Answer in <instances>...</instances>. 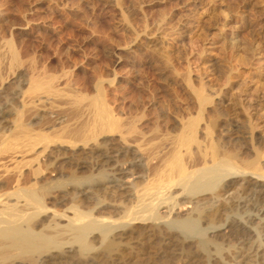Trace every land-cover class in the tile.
I'll use <instances>...</instances> for the list:
<instances>
[{
    "label": "rangeland",
    "instance_id": "rangeland-1",
    "mask_svg": "<svg viewBox=\"0 0 264 264\" xmlns=\"http://www.w3.org/2000/svg\"><path fill=\"white\" fill-rule=\"evenodd\" d=\"M0 44L1 55L9 56V52L15 47L13 52L15 51L23 64L16 69L17 71L15 70L16 72L5 68L6 61L3 63L6 66L0 65V73H4L0 75V96L6 97L2 101L8 105L7 109L17 113L18 109L22 110V103L30 104V101L22 96L17 97L19 100L9 98V94L12 96L15 90H19L10 84L19 70L21 71L19 73H24L25 79H29L28 76L35 77L37 73L36 76L40 75L41 78L46 77L44 73L49 74L47 78L52 75L50 78L52 87L56 86L53 90L62 93L57 98L60 97L58 102L62 98L63 104L62 102L58 104L56 98H51L52 95L48 96L52 100L43 94L32 100L36 104L39 103L38 107L41 105L40 108L35 107L37 108L35 112L38 113L39 109L42 116L51 118V127L54 123L52 128L43 130V134L52 135V131L59 130L65 125L76 126L74 119L76 116L72 114V117L69 113L72 110L68 109V107L72 108L71 102L80 101L81 105H86L97 96L99 88L102 94L99 93L98 98L112 110L113 116L118 117L119 121L122 120L120 123L123 126L121 130L98 138V143L104 139L113 140L108 145L101 146V149L103 151L127 149L129 154L126 157L119 156L118 163H125L133 158L140 159L141 164L135 166V172L140 177L132 182L134 186H129L131 187L127 190L129 194L137 190L142 193L144 188L152 187L151 184H155V179L158 180L155 176L164 170L167 171L165 165L173 152L168 148L181 134L183 128L181 126L185 124L184 122L196 117L198 113L195 101L188 94L191 88H203L209 92L213 91L211 93L223 91L222 95L210 97L214 102L204 109L203 115L206 120L204 126L199 127L198 139H205V128L209 124H211L209 130L215 133L211 131V136L216 138L219 132L213 124L221 117L225 118L222 123H226L227 127H239L242 132L244 131V137L248 145L250 144L248 147L251 150L258 147L262 149H260L261 153L264 151V0H0ZM4 51L6 53H3ZM40 73H43V77ZM9 88H12L10 90L13 93L11 91L7 94L6 90ZM20 89L23 91H19L24 92L27 85ZM61 95L70 97L66 99L73 101L65 100ZM58 105L60 108L57 107ZM61 108L67 109L61 110ZM60 110L62 113L59 112ZM63 111L68 113L69 117ZM29 117L27 122L36 121L33 115L30 117L31 120ZM136 117L138 118L136 121L139 122H136L135 128L137 127L136 130L140 132L138 131L137 135L124 134L128 139L121 140L125 136L119 131L125 133L130 123H135ZM13 118L14 116L9 119L13 120ZM82 118L85 116L83 115ZM68 119L72 121L69 120L70 123H67ZM9 130L12 132L14 129L11 126ZM34 132L40 131L35 129ZM253 135L258 140L254 145L249 143ZM98 143L90 142V145L97 147ZM80 146L82 145L77 144V147ZM40 147L43 149L42 145H38L35 150L42 151ZM52 147L55 150L72 149L66 143H56L50 146L51 149ZM166 149L170 152L168 157ZM170 149H173V145ZM251 150L247 151L246 155L252 156L254 150ZM246 155L241 157L245 158ZM28 157H24L23 160L12 158L9 159L12 161L5 162L11 167L15 161L30 160ZM165 157L168 158H166L167 163ZM261 161L264 167V158ZM35 164L37 163L32 166ZM162 168L164 170L161 172ZM155 169L157 174L152 171L154 175L149 173L150 170ZM146 182L148 187L145 185ZM102 189L100 188V191L97 189V193L94 191L96 195H93V201L92 198L90 199L91 202L88 200L89 202L84 204L78 201L70 203L67 198L64 203L65 208H60L50 200H46V207L58 212H62V209L70 212L67 208L80 206L81 210L88 211V208L93 209L96 203H102L105 209L101 210L100 215L118 219L122 216L121 211L130 206V204L127 205L128 207L124 206L127 191H116L113 195H108ZM173 192L177 194L178 191ZM134 200L133 197L131 211L136 213L133 211L138 210V213L143 206L133 209L137 202ZM175 201L182 200L177 198ZM169 203L172 204L170 201ZM228 205H224L225 209L233 208V204ZM184 208L181 209V214L188 212L191 205ZM161 212L166 220L171 219L165 209ZM213 213H210L211 215L198 213L197 217L201 223H205L204 221L213 218ZM148 217L149 215H146V218ZM219 222L222 223L223 219ZM146 223H134L126 231L127 236L136 237V241L134 240L132 244L134 250L128 252L125 246L112 245L111 240L104 242L103 246L109 245L121 260H126L131 255L134 260H138L137 263L145 264H192L202 258L200 253L194 252L196 249L192 244H187L181 239L176 240L180 243L176 242L173 255L167 254L161 257L163 248L161 246H165L163 244L165 242L159 239L161 236L158 229H152V224ZM62 224L65 222L62 221ZM149 230L156 233V237L148 235L151 234ZM141 232H145L146 238L143 240L137 237ZM214 238L222 240L219 237ZM228 240L230 250L233 247L240 249L244 245L230 237ZM225 249L227 250V247ZM222 255L219 261H229L227 251Z\"/></svg>",
    "mask_w": 264,
    "mask_h": 264
},
{
    "label": "bare ground",
    "instance_id": "bare-ground-1",
    "mask_svg": "<svg viewBox=\"0 0 264 264\" xmlns=\"http://www.w3.org/2000/svg\"><path fill=\"white\" fill-rule=\"evenodd\" d=\"M14 48L12 49L11 46L12 51L9 52V56L4 57L0 53V65L6 61L7 66L3 64L5 68L16 72L22 63L19 60L20 57L18 58L15 51L13 52ZM34 69L31 68L33 72ZM19 72L21 71L16 73L10 84L19 90L27 85V89L24 92L15 90L13 93L10 90L12 88H9L10 91L6 90L7 94L12 91V96L9 94L10 99L17 100L22 96V98H27L30 104L22 103V110L18 109V112L14 113L13 110L7 109L8 105L2 101L5 96H0V264H145L137 263L138 260H134L131 255L130 258L121 260L114 249L109 245L104 247L103 243L111 240L112 245L125 246L128 252L132 251L134 250L132 244L136 241V237L127 236L126 231L134 223L145 224L146 222L152 224V229H158L161 236L159 239L165 242L163 243L165 246H161L163 247L161 257L167 254L173 255L176 242H178L176 240L181 239L187 244H192L196 249L194 252L202 255L201 259L195 260L192 264H264V167L261 164L264 151L262 154L261 148V150L258 147V149L252 148L254 150L252 156L246 155L251 149L244 137V131L242 132L239 127H227L226 123H222L225 118L221 117L213 124L219 132L216 138L211 136L213 132L209 130L211 124L206 125L205 139L200 140L197 137L199 127L205 124L204 109L214 102L210 97L219 96L223 91L211 93L213 91L209 92L203 88L188 90V94L198 107V113L196 117L190 118L181 126L183 127L181 134L172 142L173 149H170L172 145L168 148L173 150V154L166 149L167 157L169 154L172 155L168 163L167 157L164 159L167 163H165L167 171L164 170L166 169L164 166V169H160L164 172L159 171L160 174L156 173V169L150 170L149 173L152 171L157 174L155 178L158 177V180L155 179V184L149 182L152 187L144 188L142 193L137 190L129 194L127 191L131 188L129 186H134L132 182L140 177L135 172V166L141 164L140 159L133 158L130 161L126 160L125 163H118L119 156L126 157L129 154L127 149L124 151L109 149L103 151L101 149V146L108 145L112 139H104L98 143V138L121 130L123 126L120 123L122 120L119 121L118 117L113 116L112 110L98 98L100 97L98 94L101 93L99 88L97 96L93 97L88 104L81 105L80 101L79 103L71 102L72 108L68 107V109L72 110L69 112L71 115L74 114L77 117V119L74 118L76 126L65 125L59 130L52 131V135L43 134L42 131L52 128L54 123L51 127V118L42 116L39 109L38 113L35 112L37 109L35 107H38L39 103L36 104L32 100L43 94L47 97L52 95L51 98H56L58 102L60 97L57 98V96L62 93L53 90L56 86L52 87L50 81L52 75L47 78L49 74L44 73L46 76L44 78L43 73H40L43 77L39 75L40 79L36 76L37 73L36 78L28 76L29 79H25L23 78L24 73ZM47 97L44 98L47 99ZM66 97L63 98L68 100ZM60 100L58 104L62 102V98ZM40 107L41 105L38 108ZM57 107L60 108L59 105ZM64 109L61 108V110ZM61 110L59 112L62 113ZM31 115L36 120L35 122L38 121L37 123L27 122L28 116L31 117ZM65 115L68 116V113ZM83 115L85 118H82ZM12 116L14 118L10 120ZM71 119H68L67 123L73 120ZM136 120L138 118L135 119V123H130L128 129L125 128L127 130L125 133L122 131L119 133L137 135L140 130L135 128L136 122H139ZM9 125L14 129L12 132L9 130L11 127ZM35 129L40 132L35 133ZM124 136V138L121 136V140L128 137ZM133 138L136 137L133 136ZM249 140L252 145L258 143L255 136ZM90 142H97V147H92ZM56 143L69 144L72 149L62 150L58 147L56 150L53 147L54 150L51 149L50 146ZM77 144L82 146L77 147ZM38 145L43 146V149L40 147L42 150H39L40 152L35 150ZM191 147H193L192 150ZM242 155H246L245 158L241 157ZM24 157L30 160L21 162ZM161 157L164 158V156ZM12 158L22 160L13 162L14 165L10 167L5 161ZM34 163L37 164L32 166ZM152 172L150 174L154 175ZM147 183L145 185L148 187ZM100 188H103L105 194L108 195H113L116 191H127L124 206L128 204L130 206L126 209L123 207L122 216L118 219L100 215L101 210L105 209L102 203H96V206H93L91 210L88 208V211L81 210L80 206L77 208L72 205L67 208L70 212L63 209L62 212H58L46 207V200H50L53 204L55 203L54 205L65 208L64 203L67 198L70 203L78 201L84 204L94 197L96 195L94 191L97 193V189L100 191ZM175 190L178 191L177 194H174ZM133 197L137 201L133 209L143 206L142 209L137 208L140 209L138 213V210L133 211L136 213L131 211V205L134 203ZM177 198L182 201H175ZM228 204H233V208L225 209L224 205L229 206ZM190 205L189 211L181 214L184 207ZM164 209L171 216L169 221L165 219V215L162 216L161 211ZM198 213H204L203 215L213 213V218L209 219L210 221L205 219L207 221L201 223L197 217ZM146 215L149 217L146 218ZM221 219H223L222 223L219 222ZM62 221L65 224L61 225ZM150 232L151 234L148 235L154 237L156 233ZM137 237L143 240L146 238L145 232L138 233ZM214 237L222 240H216ZM229 237L244 245L240 249L233 247L230 250ZM223 241H227L226 244ZM224 251H227L229 261L221 262L223 260L219 261V258L223 256Z\"/></svg>",
    "mask_w": 264,
    "mask_h": 264
}]
</instances>
